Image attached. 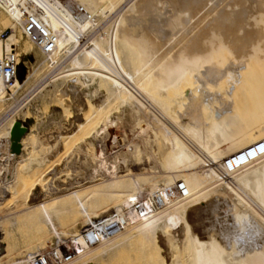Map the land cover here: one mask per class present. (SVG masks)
I'll use <instances>...</instances> for the list:
<instances>
[{
  "label": "bare ground",
  "instance_id": "obj_1",
  "mask_svg": "<svg viewBox=\"0 0 264 264\" xmlns=\"http://www.w3.org/2000/svg\"><path fill=\"white\" fill-rule=\"evenodd\" d=\"M11 21L19 26L18 43L38 45L41 67L53 66L35 93L55 79L79 76L66 92L77 101L76 129L57 136L71 141L78 131L88 132L94 173L103 179L90 196L72 193L88 228L68 239L70 261L51 264L85 258L81 264H105L112 252L136 241L147 242L162 264H264V0H0V62L16 51L14 36L8 42L2 37ZM28 81L7 84L0 75V96ZM112 102L123 112L118 114L138 122L140 140L118 142L113 158L105 146L98 152L93 147L119 121L105 114ZM13 110L0 118L5 201L11 200L7 191L15 198V188L28 178L48 191L50 175L59 170L36 172L46 162L36 161L39 141L32 129L15 141ZM95 123L96 130L90 128ZM139 155L160 171L148 190L138 178L125 183L122 175ZM144 191L148 197L141 199ZM89 198L115 206L98 215ZM223 213L226 222L216 217ZM58 220L45 213L41 223L61 240ZM9 252L1 240L0 263ZM36 255L6 264H32Z\"/></svg>",
  "mask_w": 264,
  "mask_h": 264
},
{
  "label": "rangeland",
  "instance_id": "obj_2",
  "mask_svg": "<svg viewBox=\"0 0 264 264\" xmlns=\"http://www.w3.org/2000/svg\"><path fill=\"white\" fill-rule=\"evenodd\" d=\"M18 33V24L11 21L8 29L2 32V37L5 42H8V40L14 36L16 40L14 48L21 59L20 64L31 58L32 64H29L30 71L27 75L29 76V84L27 83L18 92L15 89L5 90L4 95L0 96V99L1 97H7V100L3 104H0V106L2 105L0 107V118L13 107V116L18 123L13 127L12 137H14L13 135L15 133L20 134L22 131L26 133L29 129H32L41 147H38L35 154L37 159H35L37 162L41 160L39 161L41 163L43 160H46V162H44L45 164H42L44 167L38 169L36 172L41 173L42 170L45 171V169L51 168V173H53L54 170L52 169L55 167L59 170L54 175H50V177L52 176V183L51 187L48 189L49 192L40 191L37 185L32 184L31 178H28V182L25 183V186L21 185L15 188V198L14 195H11L7 190V194L10 196L11 200L5 201L3 200L5 195H0V232L6 234L5 240L4 238L2 239V237H0V239L5 241L10 250L7 258L0 264L9 262L23 263L31 255H36L44 250L55 248L57 244L65 250L73 251L68 239L76 234L84 235L88 227L86 219L81 214L77 213L74 208L72 193L79 191L84 197L90 196L92 191L103 182V179L94 173L95 161L89 154L90 150L88 151V148L90 147L87 146L84 141L86 140L85 138L89 136V133L75 130V133L78 132L71 138L72 140L69 139L71 141L65 140L64 137L61 139L58 137L60 134L62 135L63 132L66 133L76 129L72 117L76 112L74 107L76 104L73 103L77 101L73 96L70 97L71 99L69 96H66V92L70 84L80 81L79 76L74 74L68 78L55 79L53 81L54 83L52 82V84L48 85L40 94H38V92L35 93L34 90L38 85L44 83L47 77H49V73L53 71V66L47 65L41 67L40 61L43 56L38 45L33 44L29 40L30 44H27L28 47L26 42H21V46V43H18ZM23 46L26 47L23 48ZM23 49H28L26 50L28 53L26 52V54ZM18 75L21 76L20 74ZM26 78L22 81L20 80V83L25 81ZM55 83L60 86H55ZM33 94L34 96H32ZM94 103L96 104L95 101ZM120 111L118 106L112 102L106 109L105 114L113 117L116 115V117H120L119 121H115L113 127L109 130L108 136L102 141L103 143L91 139L93 140V147L96 152H98V150L100 151L101 145L105 146L106 153L111 158L121 149L119 148V144H117L118 142L123 144L132 143L136 138L139 140L136 128L138 122L127 112L121 116L123 112L121 111L120 113ZM93 127H95L96 130L99 128V124L95 123L90 128ZM62 139L65 142L67 141L68 144L62 142ZM4 143L6 145L5 140L0 139V151H4ZM50 143L55 147H51L52 145ZM127 151L128 149L126 147L122 149V152ZM150 164L154 166V164L143 155L130 159L129 163L125 165V169L126 167L127 169H124L122 172V175L127 178H125V183L131 185L133 184L131 182H133L135 178L136 180L138 178L146 185V190H148L150 186L152 188L149 182L154 177L160 176V171L154 170V167ZM51 166H53V168ZM32 174H28L27 177L34 176ZM147 194L148 192L144 191L140 198H147ZM58 197L62 199H58ZM43 201L47 202L44 209H30L31 206L34 207L39 205V202ZM88 203L98 212V215L101 213L102 208L108 210L115 206L114 201L111 202L110 200L109 202L104 198L99 201L89 198ZM45 213L58 216L59 220L57 224L62 238L61 240L58 236L49 232L41 223V219H43ZM217 216L218 218H222L224 222L229 220L226 214H216V217ZM100 219L101 217L98 216L94 218V221H99ZM241 237L243 236L238 235L237 239L242 243H253V241L247 243V240L245 241V238L241 239ZM136 242L132 243L130 246L128 245L125 246V248L122 247L120 250L118 249L112 252L105 264H162V257L157 254L155 250L149 249V245L146 244L147 242ZM93 248L95 249V247H92V249L89 248L88 251H93ZM243 249H245V247ZM163 252H165V254ZM162 253L166 256V259L169 258L165 249L162 250ZM86 260L87 258L84 260L82 259L79 263L69 262V264H81Z\"/></svg>",
  "mask_w": 264,
  "mask_h": 264
},
{
  "label": "built area",
  "instance_id": "obj_3",
  "mask_svg": "<svg viewBox=\"0 0 264 264\" xmlns=\"http://www.w3.org/2000/svg\"><path fill=\"white\" fill-rule=\"evenodd\" d=\"M34 40L40 43V39L34 36ZM21 59L16 51L6 54L0 62V75L7 84H12L19 79L18 68ZM74 254L70 250H65L63 247H55L43 253L37 254L32 259V264H51V262L70 261Z\"/></svg>",
  "mask_w": 264,
  "mask_h": 264
},
{
  "label": "crops",
  "instance_id": "obj_4",
  "mask_svg": "<svg viewBox=\"0 0 264 264\" xmlns=\"http://www.w3.org/2000/svg\"><path fill=\"white\" fill-rule=\"evenodd\" d=\"M29 64H32L31 58L28 61H23L18 68V74L27 76L29 74Z\"/></svg>",
  "mask_w": 264,
  "mask_h": 264
},
{
  "label": "water",
  "instance_id": "obj_5",
  "mask_svg": "<svg viewBox=\"0 0 264 264\" xmlns=\"http://www.w3.org/2000/svg\"><path fill=\"white\" fill-rule=\"evenodd\" d=\"M24 133H25V132L22 131V132H20V134H16V133H15L13 136H14V138L16 139V141H19L20 138L24 135ZM17 151H18V150H17Z\"/></svg>",
  "mask_w": 264,
  "mask_h": 264
},
{
  "label": "trees",
  "instance_id": "obj_6",
  "mask_svg": "<svg viewBox=\"0 0 264 264\" xmlns=\"http://www.w3.org/2000/svg\"><path fill=\"white\" fill-rule=\"evenodd\" d=\"M21 65V64H20ZM21 75V74H20ZM26 78V76H24V75H21V76H19V80H24Z\"/></svg>",
  "mask_w": 264,
  "mask_h": 264
},
{
  "label": "snow or ice",
  "instance_id": "obj_7",
  "mask_svg": "<svg viewBox=\"0 0 264 264\" xmlns=\"http://www.w3.org/2000/svg\"><path fill=\"white\" fill-rule=\"evenodd\" d=\"M233 227L240 228V225L236 224V225H233Z\"/></svg>",
  "mask_w": 264,
  "mask_h": 264
}]
</instances>
